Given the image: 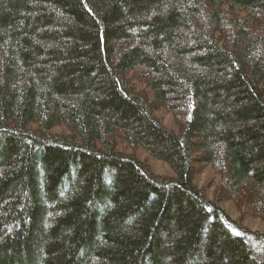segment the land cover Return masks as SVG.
I'll return each mask as SVG.
<instances>
[{"label": "trees", "instance_id": "16d2710c", "mask_svg": "<svg viewBox=\"0 0 264 264\" xmlns=\"http://www.w3.org/2000/svg\"><path fill=\"white\" fill-rule=\"evenodd\" d=\"M244 213L264 221V0H0V264H264Z\"/></svg>", "mask_w": 264, "mask_h": 264}, {"label": "rangeland", "instance_id": "374dc122", "mask_svg": "<svg viewBox=\"0 0 264 264\" xmlns=\"http://www.w3.org/2000/svg\"><path fill=\"white\" fill-rule=\"evenodd\" d=\"M138 87H142V84H138ZM156 114L159 116L161 121L168 126L169 128H172L174 130L177 129L172 113L166 111L165 109L161 108L158 111H156ZM63 126H58L53 129V131H63ZM118 148L130 152L133 151L135 155L143 162H145L150 170L154 174L162 175V176H174V172L171 169V167L154 157H152L145 149H143L141 146L136 147L134 150H132L129 146H127L125 143H120L118 145ZM220 180L219 174L216 172V170L211 165H206L202 167L200 170H198L194 176L193 182L200 188H202L205 192V195L209 198H212L213 191L217 185V183ZM221 206L228 212L231 218L236 219L240 215L239 209L234 205L233 201L231 200H224L221 203ZM244 217L242 219V222L244 225L251 229L264 231V221L255 218L249 215V213H244Z\"/></svg>", "mask_w": 264, "mask_h": 264}]
</instances>
